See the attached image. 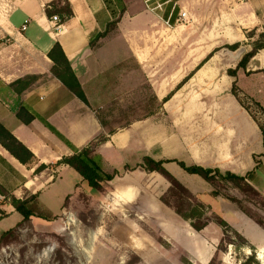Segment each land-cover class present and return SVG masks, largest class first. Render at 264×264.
I'll use <instances>...</instances> for the list:
<instances>
[{"label":"crops","instance_id":"crops-1","mask_svg":"<svg viewBox=\"0 0 264 264\" xmlns=\"http://www.w3.org/2000/svg\"><path fill=\"white\" fill-rule=\"evenodd\" d=\"M205 1L217 8L213 24L221 23L223 31L239 37L233 43L239 42L254 28L258 31L264 29V0H176L166 6V21H178V14L185 11V20H189L193 14L191 3L203 7ZM67 4L72 10L70 17L62 11ZM137 6L132 2L126 6L120 21V25L131 21L126 29H119V33L111 37L109 34L100 37L92 46V40L108 30L111 21L121 16V10L118 13L110 0H0V123L33 153L31 160L22 163L0 142V186L3 189L0 191V238L24 220L12 199H29L33 212L40 209V194L62 173L74 170L60 160L92 145L97 149L96 158L102 169L118 170L122 174L118 178L127 183L136 172L148 174L141 167L132 169L142 162L143 157L172 159L168 156L173 154V158L187 164L218 167L240 175L253 172V179L248 181L264 197L260 173L264 162L255 154L261 153L264 147H253L248 132L237 128L233 122L234 116L242 115L250 133L257 134V138L260 134L264 144L263 131L253 115L231 110L216 112L215 104L211 103V92L205 94L207 100L200 94L201 98L196 103H184L182 109L173 100L178 91L163 102L168 91L183 75L184 68L189 72L194 67L193 62L177 61L171 65L176 71L166 73L159 81L156 96L162 107L158 112L165 119L160 117V122H157L156 116L148 119V113H145L141 118L129 119L121 127L117 125L115 129H108L102 123L99 110L111 102L117 104V101H122L119 95L113 97L112 94L115 90L120 93V76L125 66H129L128 80L132 89L138 85V74L148 84V26L145 25L148 23V10L141 4ZM175 8L178 13L172 18ZM53 15L61 18L58 29L53 27ZM138 22L145 27L137 28ZM197 22L205 23L201 17ZM191 24L198 28L195 23ZM185 39L183 35L177 36L175 49L179 51ZM56 43L61 45L70 60L88 103L52 74L54 62L48 53ZM249 66L264 69V48L251 59ZM27 76H38V79L20 93L12 84ZM162 83L169 84L162 87ZM22 106L34 115L30 123L18 117ZM235 133L244 142V147L242 141L240 146L235 143ZM164 165L195 194L209 193L212 199L217 197L210 194L212 185L200 175L188 173L176 162ZM150 174L159 177L156 178L159 181L166 180L156 171ZM160 196L156 198V207L161 213L169 207L160 200ZM16 213H20L22 218L9 227L4 218ZM31 220L35 221V217ZM157 222L156 227L162 228L163 222Z\"/></svg>","mask_w":264,"mask_h":264},{"label":"rangeland","instance_id":"rangeland-1","mask_svg":"<svg viewBox=\"0 0 264 264\" xmlns=\"http://www.w3.org/2000/svg\"><path fill=\"white\" fill-rule=\"evenodd\" d=\"M111 1L119 13L122 5L116 0ZM175 1L123 0L126 6L132 2L134 6L141 4L148 10V23L145 24L148 26V84L138 74V85L132 89L128 80L129 66H125L120 76V93L115 90L112 94L113 97L119 95L122 101H116L120 105L111 102L99 110L108 129H115L117 125L121 127L129 119L141 118L145 113H148V119L156 116L157 122H160V117L165 119L158 112L159 108L154 112L158 107L155 94L161 78L170 71H176L171 65L177 61L193 62L194 67L189 72L184 68L183 75L166 94L178 91L174 104L182 109L184 103H196L201 98L200 94L207 100L205 94L211 92V103L215 104L216 112H249L264 127V69H253L248 65L246 69L238 67L244 53L252 47L249 43L257 36L253 39L243 37L239 41L240 47L246 50L238 55L240 47L231 50L227 44H234L233 41L239 37L223 31L221 23L213 24L212 18L217 16L215 5L205 1V5L200 7L192 2L193 14L189 20L178 14V21L168 23L166 6ZM200 17L204 24L197 22ZM118 20L109 27L106 35L118 34L119 29H126L131 22L120 25L123 16ZM145 25L136 23L137 28ZM182 35L186 39L178 51L175 49L177 36ZM167 62L169 64L165 66ZM184 80L187 82L183 84ZM168 84L162 83V87ZM233 122L237 128L248 132L253 147H264L261 135L257 138V134L250 133L242 115L234 116ZM234 139L240 146L242 139L237 138L236 133ZM242 145L244 147L243 141ZM255 154L264 162V150ZM173 156L164 160L176 162L172 161L177 159ZM150 173L136 172L131 175L130 183L120 180L118 177L122 175H117L106 184L107 190L103 194L83 181L76 170L62 173L40 194V209H35V221H25L19 229L18 240L8 244L17 249L13 264H264V227L254 223L235 203L222 195L213 199L209 193L198 195L205 206L204 211H215L224 218L225 225L210 222L202 230H195L189 220L171 208L160 213L156 198L168 191L170 183L168 180L159 181L156 179L159 177ZM260 173L264 190V165ZM76 183L86 188L91 196L86 195L82 188L76 189ZM216 186L223 195L242 197L244 205L252 212L256 208L264 210V197L251 192L243 194L222 179H218ZM5 217L9 227L22 218L20 213ZM157 221L163 222L162 228L156 227ZM46 250L48 254L44 255Z\"/></svg>","mask_w":264,"mask_h":264},{"label":"trees","instance_id":"trees-1","mask_svg":"<svg viewBox=\"0 0 264 264\" xmlns=\"http://www.w3.org/2000/svg\"><path fill=\"white\" fill-rule=\"evenodd\" d=\"M110 2H112L110 0ZM117 3L122 5L121 8V16L126 9V5L123 3V0H116ZM62 11L66 14L67 17L72 15V10L70 5L67 4L62 8ZM178 13L177 8H175L174 13L172 15L176 16ZM118 18L109 23V27L113 26L117 23ZM107 34V30L102 33H99L94 40H92L91 45L94 46L100 37H103ZM257 36L255 39H253ZM247 37L253 39L249 44L252 46L250 50L244 53L240 62L238 63L239 68L247 67L250 60L261 50L264 48V29L258 31L257 28L250 30L247 33ZM241 43L237 42L234 44H227V47L231 50H237L240 47ZM48 56L54 62L52 66L51 72L54 76L58 77L72 92H74L80 99L84 102L88 103V99L86 97L85 91L80 84L72 66L70 60L65 55L61 45L56 43L53 48L49 51ZM38 76H27L23 79L15 81L12 86L18 92H22L29 87H31L33 81L37 80ZM187 80L183 81V84L186 83ZM183 84L178 86L180 88ZM175 91L169 93L164 99L163 102L168 101ZM235 94V93H234ZM236 96V94H235ZM156 101L158 104L157 109L154 112H157L158 108L162 107V102L156 96ZM153 114V113H151ZM18 117L25 123H30L34 119V115L30 113L24 106H22L18 112ZM256 120V118L253 116ZM102 123L107 127V122L101 118ZM257 121V120H256ZM260 128L264 134V127L258 123ZM113 132V130H112ZM0 142L4 147H6L16 158H18L22 163H26L33 158V153L21 142L19 141L5 126L0 123ZM97 149L95 146H87L80 150H77L76 153L64 156L60 163L68 164L74 170H76L82 176V180L86 181V183L96 190L99 193H105L106 184L110 183L117 175H122L118 170H114V172L110 173L109 171H104L97 161ZM170 160L164 159H155L152 156H145L142 159L140 164H137L132 169L141 167L147 172H158L168 182L170 186L168 191L163 193L160 196V200L169 208L173 209L176 214L184 218L185 220H189L191 226L195 230H202L206 227L210 222H216L220 225H225L224 218L216 213L215 211H211L207 213L204 211V205L199 200L198 195L191 191L186 185H184L174 174H172L166 167L165 163ZM172 161H176L184 170L191 174H198L206 181H208L213 189L210 194L212 196L223 195L221 191L216 186V182L218 179H222L227 182L229 186L233 189L243 192L246 194L247 192H251L255 195L262 196L260 191L256 189L249 181L253 179V172H249L246 175H240L234 173L230 170H221L218 167H208L202 166L196 163L187 164L183 160L173 159ZM82 188L87 194H91L84 188L80 183L77 184L76 189ZM0 191H3L0 186ZM83 192V193H85ZM242 195V193H241ZM223 197L235 203L238 208L243 211L247 216H249L252 220H254L257 224L264 227V210L259 208L250 210L248 206L244 205L242 197H238L232 194H224ZM14 206L16 209L23 215L24 220L19 222L16 227L6 231L0 238V247L8 245L18 240L19 238V229L24 224L25 221H30L34 216V212L30 208L29 199H12ZM252 209V208H251ZM41 217H45L43 215H39ZM51 219V216L48 217ZM244 239V238H243ZM246 241V240H244Z\"/></svg>","mask_w":264,"mask_h":264},{"label":"built area","instance_id":"built-area-1","mask_svg":"<svg viewBox=\"0 0 264 264\" xmlns=\"http://www.w3.org/2000/svg\"><path fill=\"white\" fill-rule=\"evenodd\" d=\"M181 18H186L187 12H180ZM52 23L55 29L60 28L61 26V18L58 15L52 16ZM26 26L24 25L23 28ZM48 254V250L44 252V255ZM17 255V249L14 245H7L0 248V264H13L14 263V256Z\"/></svg>","mask_w":264,"mask_h":264},{"label":"water","instance_id":"water-1","mask_svg":"<svg viewBox=\"0 0 264 264\" xmlns=\"http://www.w3.org/2000/svg\"><path fill=\"white\" fill-rule=\"evenodd\" d=\"M245 48L244 47H240L239 49H238V55H241L242 53H244L245 52Z\"/></svg>","mask_w":264,"mask_h":264}]
</instances>
